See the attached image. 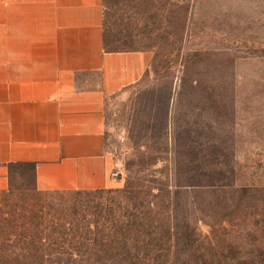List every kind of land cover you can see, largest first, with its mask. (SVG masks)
Returning a JSON list of instances; mask_svg holds the SVG:
<instances>
[{
	"label": "rangeland",
	"instance_id": "1",
	"mask_svg": "<svg viewBox=\"0 0 264 264\" xmlns=\"http://www.w3.org/2000/svg\"><path fill=\"white\" fill-rule=\"evenodd\" d=\"M104 4L109 45L152 59L106 101L118 175L79 197L73 263L264 264V0Z\"/></svg>",
	"mask_w": 264,
	"mask_h": 264
},
{
	"label": "crops",
	"instance_id": "2",
	"mask_svg": "<svg viewBox=\"0 0 264 264\" xmlns=\"http://www.w3.org/2000/svg\"><path fill=\"white\" fill-rule=\"evenodd\" d=\"M104 22V0H0V192L23 163L40 191L114 186L106 101L141 81L152 55L106 52Z\"/></svg>",
	"mask_w": 264,
	"mask_h": 264
},
{
	"label": "trees",
	"instance_id": "3",
	"mask_svg": "<svg viewBox=\"0 0 264 264\" xmlns=\"http://www.w3.org/2000/svg\"><path fill=\"white\" fill-rule=\"evenodd\" d=\"M104 48L109 53L129 52L117 42L110 46L105 28ZM20 168L24 171H19ZM35 171V166L29 163L13 164L9 168V188L0 192V264L85 262V253L82 256L74 244L86 240L87 227L75 207L81 203L80 196L103 190L40 191ZM26 174L32 176L34 184L20 190L14 179ZM110 256L115 260L117 254Z\"/></svg>",
	"mask_w": 264,
	"mask_h": 264
},
{
	"label": "built area",
	"instance_id": "4",
	"mask_svg": "<svg viewBox=\"0 0 264 264\" xmlns=\"http://www.w3.org/2000/svg\"><path fill=\"white\" fill-rule=\"evenodd\" d=\"M118 174L117 173H113V177H116Z\"/></svg>",
	"mask_w": 264,
	"mask_h": 264
}]
</instances>
